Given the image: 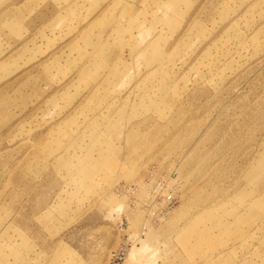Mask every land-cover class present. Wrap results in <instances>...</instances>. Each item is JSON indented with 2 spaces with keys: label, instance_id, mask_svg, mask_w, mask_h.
Returning a JSON list of instances; mask_svg holds the SVG:
<instances>
[{
  "label": "rangeland",
  "instance_id": "obj_1",
  "mask_svg": "<svg viewBox=\"0 0 264 264\" xmlns=\"http://www.w3.org/2000/svg\"><path fill=\"white\" fill-rule=\"evenodd\" d=\"M264 264V0H0V264Z\"/></svg>",
  "mask_w": 264,
  "mask_h": 264
},
{
  "label": "built area",
  "instance_id": "obj_2",
  "mask_svg": "<svg viewBox=\"0 0 264 264\" xmlns=\"http://www.w3.org/2000/svg\"><path fill=\"white\" fill-rule=\"evenodd\" d=\"M127 249L122 245L112 255L109 264H123L126 259Z\"/></svg>",
  "mask_w": 264,
  "mask_h": 264
}]
</instances>
